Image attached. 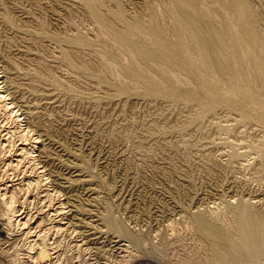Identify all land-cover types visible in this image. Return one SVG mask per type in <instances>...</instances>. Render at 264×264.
Returning <instances> with one entry per match:
<instances>
[{"label":"rangeland","instance_id":"1","mask_svg":"<svg viewBox=\"0 0 264 264\" xmlns=\"http://www.w3.org/2000/svg\"><path fill=\"white\" fill-rule=\"evenodd\" d=\"M47 1H49V2H47ZM68 1L66 2V0L65 1H63V0H46V2H45L44 0H2V1L0 0V7H1L0 8V14H1L0 15L1 16L0 17V22H1L0 23V30H1L0 31V41L2 40L0 42L1 43L0 48L3 47L0 50V56H1L0 59L2 58L1 59L2 61H0V74H1L0 80L2 79V74L4 72V69H2V68H4L3 64L5 62L7 63L6 58H8V59L10 58L11 60L14 59L13 61L16 62V64L14 63V65H16V66H14V67L12 66V69L11 68L10 69L14 70L17 68L19 70V73H21L20 71H22V73H21L22 77H23V74L25 75L22 78L21 75L18 74L17 69L11 72V76L15 72H17V74L19 75V76H17L16 73L14 74L15 75V77H14L15 82L14 83L19 85V88H18L19 91H16L17 96H19V93H22V94L24 93L23 97L19 96L20 99L22 100V102L24 101V103L25 102L28 103L31 101V104H32L33 98H34L33 103L37 104V106L39 107V109H37V110L39 111L40 120L41 121L43 120V122L44 121L47 122L48 121L47 119H49V120H52V123L53 122L55 123V124L54 123L52 124V127L55 126L52 129L51 128L49 129V127H47L46 125L42 126L41 128H44V129L51 131V132L48 131L50 133L49 134L46 130H44L45 133H47L49 136L52 134H56V135H52L50 137H52L54 139L56 138V140H59L60 143L62 142L61 140H63V142L65 141L64 142L65 144L62 143V145L65 148H68V150L70 147H72L70 150H75V151L83 153V156L81 154L82 160L80 162L83 163V161L85 159L87 162L84 161L83 164L89 163V164H86L85 166H86V168H89L90 171L95 172V173H93L94 174L93 175V179H94L93 182H94V184L97 182L96 186L98 185L97 187L100 188L99 195L101 194L103 196L100 195L102 198L99 196L96 199L92 200L95 203L90 200L92 203H94V204H92L89 201V197L83 193V187L78 186V188L75 191L78 194L77 197H79V199L77 198L76 201H77V203H79V205L81 204V201H82V204L83 203H85V204H83V205L81 204L82 206L80 205L79 212L82 214H80V213L79 214L81 216L78 213L76 215V216L80 217L81 219L75 218V219H73V222L70 223L71 212L68 211L66 207H65L66 209L61 210V213H59L60 210L54 211V209L52 207V205L54 204L53 201H55L56 204L61 202V201L65 202V200H66L65 194H63L62 190L60 191V189H59L60 192H58L57 195H55V196L54 195L49 196V194H47L45 192V190H40V188H38V189L33 188V189H30V191H29V188L25 185V189H26V187L28 189L25 190L23 188L24 190L21 189V192L20 191L18 192V196L20 195L19 198L21 197L20 198L21 203H19V206L22 208L21 210L24 211L23 214L27 213V215L29 217L28 219L30 220L29 221L30 223L28 224V226H25L23 228V230L24 231L27 230L31 225V229L37 228L39 231L45 230V231H47V233L49 232L47 234V236H48L47 240L50 244L47 243L48 249H45V250H44V248L42 249L43 243L42 244L40 243L39 246H42V247L36 246L32 250V248H30L28 246H29V243L33 242V241L29 242V240L27 239L26 236L24 239L22 236L23 234L21 235L22 236L21 239H20V237L17 239L16 235H14V236L11 235L12 238H10V241H12V242L7 241L6 244L3 243L4 239H0V242H2L0 244V248L4 247V249L2 248V251L0 250V264H10V263H8L9 262L8 258H7L8 256H6V254H4V253L8 252V253H18L19 254L24 249L25 250L22 253H24L25 255L29 254V256H27V255L26 256L30 257L27 259V257L24 254H22V253L20 254L21 258L23 259V262L25 264H28V263L32 264L33 262L39 263V264L43 263L46 261V260L45 261L43 260L44 256H46V258L49 262V263L45 262V264H50L51 262H52L51 264H63V263L64 264H70V263L71 264H99V263L100 264H104V263H106V264H112V263L113 264H121V263L122 264H127V263L128 264H137L136 262H138V264H139V262H141L140 264H167V263L168 264H220L217 260H215L214 258L212 259V257L210 256L211 254H210V251L206 245V242L201 238V236L197 233V231H195L196 229L193 226L192 219L188 213L190 210L193 211L199 207L204 209V207H205V209H206L205 212L208 211L206 213H210V212H212V210H214L215 213L213 211L212 214L213 213H214V215L216 214V216H218L220 221L223 220L222 222H224V223L230 222L234 218L233 213L230 210L228 211L227 208H225V206H226L225 204H228L230 201L231 202H235V201L237 202V199L239 200V199H246V198H247L246 200H248V201H253L254 203H256V202L258 203V204H256L257 207L255 205L252 206L254 209L259 208V210L264 211V209H262V208H264V121H263L264 120V117H263L264 114H263V112L258 110L256 112V114L258 113L257 116H256V114H254L255 112L254 113L251 112L254 117L258 118V120H257V118L246 117L243 114L244 112L239 111L238 109H234L233 107H231L227 103L223 102V103H219L218 105H216V107H214L213 110H210L204 114H201V112H199L200 104L196 99L189 100L183 96H177V97H173V98L167 97V96H156V95H152V94L143 92L141 89H140L141 91L140 90L137 91L138 89H134V87H132L127 91L129 93L128 95L130 96L131 99H129V97H128L126 100L125 97H126L127 92H126V94L124 93L125 95L123 93H122L123 95L119 94V97H118V95H117L118 93L115 94V92H114L115 90L111 89L112 87L108 88L110 90H109V92H107L106 88L108 86H105L104 83H101L102 86L104 85L102 87L98 82H97L98 84H96L95 80H93L91 78H90V83H88L89 78H87V80H86V79H84L86 77L83 78V75L81 73H78V71L75 69V68L78 69V66L76 67V64L75 65L73 64L74 66H72V64L66 66V64L63 61H61V59H59V57H58V55H59L58 52L60 49L59 43L62 41V43H60V44L65 43L64 44L65 46L68 44V47L71 46V47H69L71 49H74L73 47H76L74 50H72V52L76 51V49L78 47H79V49L81 48L80 50H83V51L82 52L79 51L80 54L78 52V53H76V55H74L75 62L77 60L78 61L76 63H78V62L79 63H87L88 62V65L93 64L92 66L94 69L100 70L99 67H101V65L99 66L100 60L96 54V50H97L98 46H99L98 48L102 47L103 41L98 42L99 39L96 36L97 30H96V26H95L97 23L95 21L91 20L92 18L90 17L89 12H87L88 10L83 9L84 6H81L82 3L79 0H73L74 2L71 0H68ZM119 1L118 0H105V2H107V3H105V5H103V7L105 9V7L107 8L110 6L111 9H114L117 7V4L120 3L121 6L123 5L122 7L125 11H127V12L129 11L128 13L126 12L127 14H130V12H132L131 14L135 15L136 13L138 14V12L140 11L139 13L146 15L149 11V7H147L148 4L149 5H151L153 3L158 4L160 1L161 2L159 5L165 4L164 3L165 0H163V1L162 0H134V1L133 0H131V1L130 0H119ZM145 1H147V2H145ZM153 1H156V2H153ZM250 1H251L252 5L256 6V8L258 7L257 9L260 10V12L262 13V16H263L262 20L264 23V19H263L264 18V0H250ZM76 2H78V3H76ZM70 3H71V5H69ZM114 3H116V4H114ZM61 4H63L64 6ZM60 5H61L62 9H61ZM41 6L43 8H41ZM110 7H109V9H110ZM144 7H146V8H144ZM23 8H24V10H23ZM28 8H29V10L27 11L26 9H28ZM1 9L3 11H1ZM142 9H143V11H142ZM25 10H26V12H25ZM76 11L79 13H77ZM3 12H6V13L8 12V14L12 15L13 18L15 19V23L17 21L18 27H17V25L15 26L16 28L14 26L12 27L11 24H9L7 22V20L4 19V17L6 18V16H4L6 14ZM23 12H25L24 15H23ZM27 12H29V13H27ZM144 12L146 14H144ZM59 13H61V14H59ZM25 14H28V16ZM62 14H63V16H62ZM77 14H78V16H77ZM22 17H25L26 20H24L25 18H22ZM41 18L43 19L41 22L45 24V25L42 24V27L39 26V23L41 24V22L38 21V19L40 20ZM28 22H30L31 25H33V26H31L30 23H28ZM34 24H37V25H34ZM26 27H27V29H26ZM34 27H35V29H34ZM88 27L90 29L91 28L92 29L90 30ZM29 28L31 31L29 30ZM64 28H66L67 30ZM41 29H42V31H41ZM82 29H84V30H82ZM26 30H27V33H24V32H26ZM43 30H44V32H43ZM45 30H47L48 32ZM62 30H63V32H62ZM78 30L80 31V33L83 31L82 33L86 34V36H88V37L91 36L90 38H94L93 39L94 40L93 46H91V44L89 45V47H87L88 44H84V45L83 44L82 45H76L75 44V46H74V43H72V45H70L71 43L69 41H67V40H69L68 39L69 36H71L70 34H72V31H73V33L76 31L78 33L79 32ZM21 32H22V34H21ZM28 32H29V34H28ZM33 32H34V34H33ZM45 32L50 34V37H49V35L47 36V33H46V35H43V34H45ZM57 32L59 35L57 34ZM36 34H37V36H36ZM65 34L67 35L68 38L65 37ZM20 35H21V37H20ZM28 35H29V37H28ZM55 35H57L58 39ZM60 37H61V39L66 38L67 40L63 39V40H60V42H58ZM18 38H20V39H18ZM10 39L13 42L10 41ZM95 39L98 40L97 41L98 43L96 42ZM63 41H66V42H63ZM7 42H8V44H7ZM20 42L22 44H24V46L25 45L26 46L25 47L23 45L20 46V44H21ZM31 45H33V46H31ZM95 45H97V46H95ZM12 46H14V47H12ZM28 46H31V48ZM18 47L21 48L23 52H25L24 49L28 48L29 53L23 54V52H18V50L16 49ZM44 47H45V49H44ZM94 47H95V49H94ZM14 48L16 49V51ZM86 48H88V49H86ZM9 49H11V50H9ZM31 49H34V50L32 51ZM29 50H31V51H29ZM45 50L47 52H45ZM56 51H57V54H56ZM89 51H90V53H89ZM15 52H16V54L19 53L21 55L17 54L15 56L14 55ZM92 52L94 53V56H92L93 55ZM8 53L10 55H8ZM30 53H31V55H30ZM85 53H87V54L85 55ZM28 54H29V56H27ZM37 54L40 56L38 57ZM44 55H47V56L45 57ZM21 56H24V57H21ZM26 56L28 57V59H27L28 61L25 59V58H27ZM31 56L33 57V59ZM52 56H54V57H52ZM56 56H57V59H56ZM13 57H15V58H13ZM34 57H35V59H34ZM77 57H82V58H81V60H79L80 58H77ZM83 57L85 60L83 59ZM40 58H42V59L46 58L45 59L46 61H44ZM53 58H54V60H53ZM89 58H91V60H94V61H91V63H89V61H90ZM94 58L95 59L98 58V59H96V61H95ZM29 59H31V60H29ZM39 59H40V63H39ZM47 59H49V60H47ZM51 59L55 62L51 61ZM87 59H89V60H87ZM97 60L99 61V63L97 62ZM3 61H4V63H1ZM18 61L21 63H19ZM36 61H37V63H36ZM81 61H83V62H81ZM46 62H47V64H46ZM95 62H97L98 64ZM17 63H19V64H17ZM25 63H27L26 65H28V66H26ZM43 64L45 67L43 66ZM21 65H22V67H21ZM94 66L95 67L97 66V68H95ZM61 70L62 71L66 70L67 72L63 73ZM25 71H26V73H25ZM45 71H46V73H45ZM52 71L54 72L53 74L56 73L58 75V73H59L58 77L60 76L61 78H62V75H60V74H63V78L65 75V78H64L65 83L68 81L67 82L68 85H67V83L65 85V83L63 82L64 80L62 78V79H59L62 81V82L61 81L59 82L61 86L59 84L54 83L53 84L54 88H53V86H51L52 84L49 83L50 81L46 80V77H45V76H47V78H48V75H49L48 72L52 73ZM39 73H40V75H44L43 73H45L44 77L42 78V76H40ZM67 73L70 74L69 76L71 77V79H69L70 77L66 76V75H68ZM33 74L35 75V77ZM36 74H38V75H36ZM76 74H77V77H76ZM71 75L74 77H72ZM16 76H17V78H16ZM31 76L34 78V80ZM75 77H76V79H75ZM28 78L29 79L32 78V79L29 80ZM50 78L51 77H49L48 79H50ZM67 78H68V80H67ZM27 80H28V83H26ZM31 80H32V82L30 84L29 81H31ZM69 80L71 81V83L69 82ZM73 80H74V82H73ZM80 80H81V82H80ZM108 80L110 83L111 79H108ZM33 81H35V82H33ZM43 81H44V84H43ZM76 81H78V82H76ZM85 82L87 83L88 86L86 85ZM35 83H36V85H35ZM42 84L45 85L46 87L43 86ZM41 85H42V87H41ZM70 85H71V87H70ZM39 86H40V88H39ZM49 86H50L51 91L54 89V91H52L53 95L55 93L57 94L60 92L62 96L59 93V95L61 96V98H60V96L58 94H57L58 96L55 94L53 96L55 101H53V100L50 101L49 100L50 98L45 97L47 99V102L49 103V105H47L48 103L45 101L46 99H44V100L42 99L44 97L41 96V94L39 95V91H40V89H42L44 87L49 88ZM55 86H56V88L58 87V91L55 88ZM89 86H91V87L89 88ZM59 87H60V89H59ZM87 87L89 88V90H87L88 89ZM95 87H97V88H95ZM99 87H101V88H99ZM104 87H106V88H104ZM102 88H104V89L102 90ZM2 89H5V87L3 86ZM96 89L98 90V93H97ZM35 90H37V91H35ZM131 90H133V91H131ZM104 91H106L110 95L113 94V93H111L113 91L115 96H114V94L112 96H114L115 99H113V97H112V99H113V100L111 99L112 102L110 99L108 100L107 99L108 97H106V96H109V95L106 94ZM102 92H104V93H102ZM135 92L136 93L138 92V93L136 94ZM26 93H28V94H26ZM35 93H38V94H36L37 96H35ZM32 94L36 98L38 97V99L33 97ZM99 95L100 96L102 95L101 98H104V99H101L102 101L100 99H98ZM140 95L142 97H140ZM31 96H32V99H31ZM39 96L41 98H39ZM100 96H99V98H100ZM120 96H122V97H120ZM53 98H51V99H53ZM57 98L60 99L59 100L60 102L58 101ZM119 98H122L123 100L122 99L120 100ZM40 99L43 102H41ZM106 99H107L106 102L107 103L109 102L110 104L108 103V105H107V103H105ZM132 99H134V100H132ZM140 99H142V100H140ZM124 100H126L127 102ZM44 101L46 102V104H44ZM123 101H124V103H123ZM35 102H37V103H35ZM39 103L44 108L42 106H40ZM51 103H53V104H51ZM57 103L60 107L56 105ZM100 103H101V105H99ZM113 103H115V104H113ZM124 104L126 107L124 106ZM47 106L48 107L51 106L50 109ZM54 106H56L58 111L56 110V108L54 110ZM62 106L64 108H62ZM16 108H18V107H16ZM118 108H119V110H118ZM46 110L48 111V113H46L47 112ZM49 110H50V112H49ZM51 110H52V112H51ZM1 111L2 110H0V128L1 127L2 128H5V127L11 128L13 126V124H15V123H13L12 120H10L9 117H6V114H4V112H1ZM100 112H102V113H100ZM168 112H170L171 115ZM43 113L45 115L46 114L47 115L45 116ZM51 113H53V114H51ZM48 115L50 117H48ZM120 116L123 118L120 119ZM258 116H260L261 118L259 119ZM5 117H6V119H4ZM58 118L60 120H58ZM24 119L25 118H22V120H20V122L22 121L21 124H23V126L24 125L26 126L27 125L25 122L26 120L24 121ZM261 119H263V120H261ZM64 120L66 122H63ZM60 121H62V122H60ZM101 122H102V124H101ZM56 125H58V127L62 128V129H59ZM59 125H61V127ZM108 126H109V128H108ZM121 127H123V128H121ZM55 128H58V129L56 130ZM90 128L93 129L92 130L93 132L90 131L91 130ZM182 128H183V130H182ZM72 129H73V131H72ZM106 130H107V132H106ZM149 130H151V131H149ZM33 131L36 132L35 126H34ZM85 131H88V132H85ZM171 131H174V132H171ZM53 132H58L59 135L57 133H53ZM89 132H91L92 134H90ZM17 136L18 135L16 132L15 137H17ZM58 136H60L61 140ZM86 136L88 138H91V139H88ZM95 136H96V138H95ZM127 138H129V139H127ZM140 138H141V140H139ZM145 138H147V139H145ZM93 141H94V143H93ZM80 143H81V145H80ZM140 144L141 145L143 144V145L141 146ZM93 145L95 147H93ZM75 146L77 147V149ZM89 146H90V149H89ZM91 146L93 147V149L94 148L95 149L93 150ZM147 146H149V147H147ZM80 147H81V149L83 147V149L82 150L79 149ZM98 147H100V148H98ZM124 148H125V150H124ZM96 150H98V151L96 152ZM129 151H131V152H129ZM56 152H57V150H55V154H57ZM85 152L87 153V155H89L91 153L90 156L91 155L92 156L91 157L87 156L85 154ZM107 152H109V153L107 154ZM149 153H151V154H149ZM84 154L87 157L83 158L85 156ZM95 155L96 156L99 155V156L94 158ZM107 155H109V156L107 157ZM0 156H1L0 157V185H1V183L3 184V182L11 181V179L14 177L15 178L18 177V179L19 178L22 179V177L25 176V174H22V173H24V171L27 172V174H29V173L32 174L33 171L30 170L32 162H28V161H30L28 158H27L28 159L27 162L23 161L24 162L23 165H22V162L20 163V165L18 164V167L19 166H21V167L17 168L16 167L17 165H14L16 167V169H15V167L13 168V167H9L7 165L8 170H6V163L3 162L4 160L2 158L4 156H2V155H0ZM101 156L106 158V159L108 158L107 159L108 162L106 161V159L101 158ZM141 156H143V157H141ZM63 157L64 156H62L61 158H63ZM126 157H127V159H126ZM152 157H153V159H152ZM147 160H149V161H147ZM66 161H68V160H66ZM66 161L64 160V162H66ZM1 162H3V164ZM142 163H143V165H142ZM165 163H168V164H165ZM1 164H2V166H1ZM104 164H105V166H104ZM25 165H27L29 167H27ZM168 166H169V168H168ZM171 166H172V168H171ZM20 169H22V171ZM26 169H27V171H26ZM89 169H86V170L88 171V173H91L89 171ZM11 170H13V171H11ZM18 170H19V172H18ZM19 175H20V177H19ZM96 175H97V177H96ZM174 175H176V176H174ZM144 176H146V177H144ZM165 176H167V178ZM133 178H134V181H133ZM18 179H16V180H18ZM160 179H162V180H160ZM145 180H146V182H145ZM46 183H48V184H45V186H47L48 188L51 189L53 187V185L50 181L46 180ZM131 183H132V185H130ZM100 184L102 186H99ZM154 184H156V185H154ZM135 185H137L138 187H136ZM230 185H232V186H230ZM45 186L43 185V187H45ZM130 186H131V188H130ZM132 186H134V188H132ZM158 186H159V188H158ZM79 187L82 189L80 190ZM139 187H140L141 191H140ZM78 189L80 190L81 193L78 192L79 191ZM131 189H133V190H131ZM233 190H235V191H233ZM133 191L136 193H134ZM25 193L27 195H25ZM129 193H131V194L129 195ZM233 193H236V194H233ZM79 194L80 195L82 194L81 198H80ZM233 195H235V196H233ZM46 196H47V198H46ZM82 197H83V199H82ZM86 197L88 199L85 200L84 198H86ZM258 197H259V199H258ZM260 197H262V198H260ZM50 198L51 199L53 198V199L50 201ZM99 198H101L102 201ZM123 198H124V200H123ZM97 199L100 200V203ZM175 199H176V201H175ZM83 200H85V201H83ZM255 200H258V201H255ZM259 201H260V203H259ZM24 202H25V204H24ZM47 202L48 203L52 202V203H50V205H49ZM97 203H98V205H96ZM101 203H102V205H101ZM107 203L112 204L111 205L112 206L111 211L113 212V214L114 215L116 214L115 216L118 218L120 216V219L124 220V222H126V224H128V227H134V228H136V231L145 232L144 233L145 234V241L143 240L144 243H141L140 245L135 244L134 242H131V243H134L135 245L141 246V248H143L145 246L144 247L145 249L147 247L146 250L144 248L141 250V248H139L138 246H137V248H138V250H137L136 246H135V248L132 246L134 244H131L129 240L127 241L125 239L127 244L129 242L130 245L128 244L129 246L127 245V247H126L127 249L122 251L123 252V254H122L123 258H122L121 257L122 252H117L113 248L111 249L110 244L107 240L98 241V242H97V240H95V241L94 240H91V241L84 240L83 234L86 235V233L88 234V233L92 232V230H93V232L95 231L94 235L96 234V232H97V234H99V228L100 227L98 228V222H99L98 220H95V221L91 220V219H94L96 217L95 216L94 217L88 216V213H85L87 210L83 209V208L85 207V205L87 208H90V206L92 208L97 207V208H93L94 210L93 209L92 210L99 215L101 214V216H102V213L104 214V212L106 211L105 210L106 208L104 206H106ZM64 204H66V203H64ZM172 204H175V206L178 205L183 211L180 210V208L178 206H176L178 208L177 209ZM180 204H181V206H180ZM125 205H126V208H125ZM190 205H191V207H189ZM197 205H200V206H197ZM207 206L209 207V209H207L208 208ZM210 207H212V208H210ZM82 209H83V211H82ZM98 209L101 211H99ZM84 210H86V211H84ZM95 210H97V211H95ZM186 210L188 211V213L186 212ZM52 211H54V213ZM63 211H64V213H63ZM179 212H180V214H179ZM217 212H219L218 213L219 215L217 214ZM220 213L224 217H222V215H220ZM84 214H85V216L86 215L87 216L85 217ZM82 215L84 217H82ZM117 215H119V216H117ZM55 219L58 222L60 221V225H58L56 227L54 226L52 228L51 227L49 228L48 226L52 225L53 221ZM35 222L37 224L39 223L40 225L37 226ZM68 223H70V224H68ZM92 223L93 224L95 223V225H93ZM89 225H92V227H94V228H92ZM105 225L106 224L103 223L101 226H102V228L107 229V227ZM0 226H3V224L1 223ZM61 226H63L64 228ZM77 226H79V227H77ZM15 227H16V225H15ZM17 228L18 227L15 228V231H16L15 234L21 232V230L18 231L19 229H17ZM46 228H48V229H46ZM134 228H133V230H135ZM139 228H141L142 230L144 229V231H142L141 229L139 230ZM81 230L83 231V233L81 232ZM84 230H86L87 232ZM158 231H160V232H158ZM5 232H6V229L3 231H0V237H3ZM170 232H172V233H170ZM146 234H147V236H146ZM17 236H20V234H17ZM162 236H164L165 238ZM15 237H16V240H15ZM33 237H37V242L40 241V240H38L39 239L38 236L34 235ZM170 237H171V239H170ZM13 238L15 241L13 240ZM175 238H177V239H175ZM92 241H94V242H92ZM27 242H29V243H27ZM79 243H80V245H79ZM51 244H53V245H51ZM49 245H50V248H49ZM95 245H96V247H95ZM14 246L16 248V252L13 251ZM98 246H99V248H98ZM148 246H150L151 249L148 248ZM5 248L8 250H5ZM10 248H12V249H10ZM54 248H55V250H54ZM30 249L32 252L30 251ZM148 249L151 251H149ZM19 250H21V251H19ZM28 250H29V252H28ZM50 250L52 252L54 251L53 254L55 255V257H52L51 259H50V257L47 256L49 254ZM135 250L137 252H135ZM140 251H142L144 254ZM152 251H153V253H151ZM161 251H162V253H160ZM2 252H3V254H2ZM40 252H41V255H38ZM130 252H133V253H130ZM139 252L141 253L140 255H139ZM149 252H150V254H149ZM115 253H116V255H114ZM117 253H119V254H117ZM125 253H128V255L127 254L125 255ZM35 254H37L36 257H34ZM23 256L25 259L23 258ZM124 256H125L126 260L129 258L130 259L126 261V260H124ZM131 257H132V259H131ZM133 257L135 258L134 260H133ZM120 258L123 259V261H121ZM30 259H32L33 262ZM138 259L139 260L141 259V260L139 261ZM25 261H27V263ZM53 261H54V263H53Z\"/></svg>","mask_w":264,"mask_h":264},{"label":"bare ground","instance_id":"2","mask_svg":"<svg viewBox=\"0 0 264 264\" xmlns=\"http://www.w3.org/2000/svg\"><path fill=\"white\" fill-rule=\"evenodd\" d=\"M2 1V0H1ZM46 2V0H44ZM65 1V0H63ZM68 0H66L67 2ZM73 1V0H71ZM82 5L84 6L83 9H87L89 12L90 17L92 18L91 20L95 21L97 24L96 26V36L99 39L96 40V42L103 41L102 47L98 48L96 50V54L99 57L100 64L101 65L100 70H96L93 68V64L87 63H76L74 59V55L78 53L80 50L79 47L76 49V51H73L76 47H73L74 49H71L68 47V44L65 46L60 42L59 39L58 42L60 49H59V59L63 61L66 66L71 65L74 66L76 64V67L78 66V69L75 68L78 73H81L83 75V78L87 80L89 78L88 83H90V78L95 80L96 84L104 83L105 86H108L106 88L107 92H109L110 89H114L115 94H126V92L134 87V89H140L143 92L156 95V96H167V97H177V96H183L186 97L189 100H194L196 99L199 104H200V109L199 112L201 114H204L210 110H213L216 105L219 103H227L234 109H238L239 111L244 112L243 114L246 117L250 118H257L254 117L251 112H256L260 110L264 114V23L262 20V13L260 10L256 8V6H253L250 0H165V4H160V2L157 4L153 3L151 5H147L149 7V11L146 14L144 12L143 15L138 12L131 14H127L128 12L123 9V5L121 6L120 3L117 4V7L114 9H109V7H103L105 5V0H79ZM119 1V0H118ZM131 1V0H130ZM134 1V0H133ZM163 1V0H162ZM44 2V3H45ZM49 2V1H47ZM61 2V1H60ZM69 2V1H68ZM74 2V1H73ZM116 2V1H115ZM120 2V1H119ZM136 2V1H135ZM147 2V1H145ZM152 2V1H151ZM156 2V1H153ZM58 3V2H57ZM78 3V2H76ZM163 3V2H162ZM4 4V3H3ZM43 4V3H42ZM68 4V3H67ZM116 4V3H114ZM113 4V5H114ZM122 4V3H121ZM18 5V4H17ZM63 5V4H61ZM60 5V7H61ZM71 5V3L69 4ZM73 5V4H72ZM77 5V4H76ZM108 5V4H107ZM139 5V4H138ZM144 5V4H143ZM142 5V6H143ZM5 6V5H4ZM36 6V5H35ZM64 6V5H63ZM68 6V5H67ZM18 7V6H17ZM21 7V6H20ZM24 7V6H23ZM54 7V6H53ZM69 7V6H68ZM67 7V8H68ZM1 8V7H0ZM4 8V7H3ZM41 8H43L41 6ZM65 8V7H64ZM63 8V9H64ZM73 8V7H72ZM82 8V7H81ZM146 8V7H144ZM21 9V8H20ZM19 9V10H20ZM55 9V8H54ZM62 9V7H61ZM66 9V8H65ZM70 9V8H69ZM24 10V8H23ZM27 11L29 10L26 9ZM25 10V12H26ZM38 10V9H37ZM49 10V9H48ZM75 10V9H74ZM129 10V9H128ZM134 10V9H133ZM146 10V9H145ZM263 10V9H262ZM261 10V11H262ZM1 11H3L1 9ZM34 11V10H33ZM32 11V12H33ZM58 11V10H57ZM143 11V9H142ZM23 12V15L24 13ZM71 12V11H70ZM77 12V11H76ZM127 12V13H126ZM6 15V18L4 19L7 20L11 26L15 27L18 23L15 19L13 18L12 15L8 14V12H3ZM29 13V12H27ZM52 13V12H51ZM55 13V12H54ZM79 13V12H77ZM82 13V12H81ZM13 14V13H12ZM50 14V13H49ZM61 14V13H59ZM88 14V13H87ZM1 15V14H0ZM15 15V14H14ZM28 16V14H25ZM31 15V14H30ZM34 15V14H33ZM52 15V14H51ZM58 15V14H57ZM56 15V16H57ZM39 16V15H38ZM37 16V17H38ZM59 16V15H58ZM63 16V14H62ZM75 16V15H74ZM78 16V14H77ZM1 17V16H0ZM68 17V16H67ZM70 17V16H69ZM73 17V16H72ZM20 18V17H19ZM25 18V17H22ZM40 18V17H39ZM58 18V17H57ZM62 18V17H61ZM60 18V19H61ZM30 19V18H29ZM69 19V18H68ZM264 19V18H263ZM26 20V18L24 19ZM31 20V19H30ZM43 19L41 18L38 21H42ZM72 20V19H71ZM19 21V20H18ZM56 21V20H55ZM58 21V20H57ZM73 21V20H72ZM33 22V21H32ZM88 22V21H87ZM1 23V22H0ZM23 23V22H22ZM26 23V22H25ZM30 23V22H28ZM36 23V22H35ZM39 23V22H38ZM37 23V24H38ZM57 23V22H56ZM66 23V22H65ZM64 23V24H65ZM69 23V22H68ZM94 23V22H93ZM34 24V25H37ZM42 23H39V26L42 27ZM74 24V23H73ZM76 24V23H75ZM92 24V23H91ZM4 25V24H3ZM20 25V24H19ZM31 25V23H30ZM45 25V24H44ZM43 25V26H44ZM27 26V25H26ZM33 26V25H31ZM59 26V25H58ZM74 26V25H73ZM80 26V25H79ZM84 26V25H83ZM91 26V25H90ZM18 27V25H17ZM30 27V26H29ZM67 27V26H66ZM6 28V27H5ZM16 28V27H15ZM23 28V27H22ZM39 28V27H38ZM89 28V27H88ZM19 29V28H18ZM27 29V27H26ZM35 29V27H34ZM33 29V30H34ZM43 29V28H42ZM41 29V31H42ZM66 29V28H64ZM90 29V28H89ZM88 29V30H89ZM92 29V28H91ZM90 29V30H91ZM9 30V29H8ZM30 30V28H29ZM28 30V31H29ZM50 30V29H49ZM67 30V29H66ZM69 30V29H68ZM84 30V29H82ZM1 31V30H0ZM20 31V30H19ZM31 31V30H30ZM35 31V30H34ZM47 31V30H45ZM53 31V30H52ZM57 31V30H56ZM74 31V30H73ZM70 34L69 38L65 34V37H67L72 45L74 43L76 45H84L88 44L87 47L91 44L93 46L94 43V38H90L86 36L84 33H80V31L77 33L74 32ZM93 31V30H92ZM44 32V30H43ZM42 32V33H43ZM48 32V31H47ZM43 35H46V33ZM63 32V30H62ZM71 32V31H70ZM89 32V31H88ZM27 33V30L26 32ZM40 33V32H39ZM52 33V32H51ZM87 33V32H86ZM95 33V32H94ZM2 34V33H1ZM22 34V32H21ZM29 34V32H28ZM34 34V32H33ZM56 34V33H55ZM58 34V32H57ZM88 34V33H87ZM25 35V34H24ZM23 35V36H24ZM39 35V34H38ZM41 35V34H40ZM50 34L47 33V36ZM59 35V34H58ZM93 35V34H92ZM14 36V35H13ZM12 36V37H13ZM22 36V37H23ZM31 36V35H30ZM37 36V34H36ZM35 36V37H36ZM42 36V35H41ZM57 37V35H55ZM21 37V35H20ZM29 37V35H28ZM34 37V38H35ZM55 37V38H56ZM64 37V36H63ZM71 37V38H70ZM6 38V37H5ZM25 38V37H24ZM23 38V39H24ZM32 38V37H31ZM52 38V37H51ZM54 38V37H53ZM20 39V38H18ZM58 39V37H57ZM56 39V40H57ZM64 39V40H65ZM4 40V39H3ZM7 40V39H6ZM17 40V39H16ZM41 40V39H40ZM54 40V39H53ZM2 41V40H1ZM0 41V42H1ZM10 41H12L10 39ZM21 41V40H20ZM28 41V40H27ZM13 42V41H12ZM25 42V41H24ZM36 42V41H35ZM42 42V41H41ZM56 42V41H55ZM66 42V41H63ZM97 42V43H98ZM21 43V42H20ZM37 43V42H36ZM43 43V42H42ZM1 44V43H0ZM8 44V42H7ZM96 44V43H95ZM101 44V43H100ZM24 46V44H20V46ZM38 45V44H37ZM42 45V44H41ZM64 45V46H63ZM2 46V45H1ZM11 46V45H10ZM15 46V45H14ZM12 46V47H14ZM19 46V45H18ZM26 46V45H25ZM24 46V47H25ZM33 46V45H31ZM31 46H28L31 48ZM47 46V45H46ZM86 46V45H85ZM84 46V47H85ZM97 46V45H95ZM16 47V46H15ZM23 47V48H24ZM55 47V46H54ZM53 47V48H54ZM58 47V46H57ZM83 47V46H82ZM3 48V47H1ZM0 48V50H1ZM29 48V49H30ZM39 48V47H38ZM56 48V47H55ZM93 48V47H92ZM6 49V48H5ZM4 49V50H5ZM15 49V48H14ZM13 49V50H14ZM18 52H23L21 48H16ZM15 49V51H16ZM45 49V47H44ZM58 49V48H57ZM88 49V48H86ZM95 49V47H94ZM3 50V51H4ZM11 50V49H9ZM12 50V51H13ZM24 53H29L28 48L24 49ZM32 51L34 49H31ZM29 50V51H31ZM39 50V49H38ZM91 50V49H90ZM93 50V49H92ZM6 51V50H5ZM40 51V50H39ZM7 52V51H6ZM11 52V51H10ZM38 52V51H37ZM36 52V53H37ZM43 52V51H42ZM45 52H47L45 50ZM54 52V51H53ZM87 52V51H86ZM14 53V52H13ZM90 53V51H89ZM19 54V53H17ZM15 52V56L17 55ZM35 54V53H34ZM42 54V53H41ZM49 54V53H48ZM57 54V51H56ZM80 54V52H79ZM87 53H85L86 55ZM93 54V55H92ZM92 56H94V53L92 52ZM2 55V54H1ZM8 55H10L8 53ZM21 55V54H19ZM31 55V53H30ZM36 55V54H35ZM34 55V56H35ZM38 55V54H37ZM78 55V54H77ZM29 56V54L27 55ZM26 56V57H27ZM33 56V55H32ZM31 56V57H32ZM40 55H38L39 57ZM45 57L47 55H44ZM80 56V55H79ZM82 56V55H81ZM1 57V56H0ZM3 57V56H2ZM7 57V56H6ZM5 57V58H6ZM20 57V56H19ZM24 57V56H21ZM37 57V58H38ZM54 57V56H52ZM76 57V56H75ZM90 57V56H89ZM15 58V57H13ZM30 58V57H29ZM51 58V57H50ZM80 58L81 60L82 57H77ZM86 58V57H85ZM2 59V58H1ZM0 59V61H2ZM4 59V58H3ZM26 60L28 59L25 58ZM33 59V57H32ZM35 59V57H34ZM42 59V58H40ZM39 59V63H40ZM46 59V58H45ZM45 59H42L46 61ZM57 59V56H56ZM84 59V57H83ZM91 63V58H89ZM87 59V60H89ZM95 59V58H94ZM98 59V58H96ZM95 59V61H96ZM7 63L4 61L1 63H4V72L2 74V79L0 80V110L1 112H4L6 114V117H9L10 120H12L13 126L10 127H5V128H0V155L4 156L3 162L6 163V170H8L9 167H15L14 165L26 161L29 159L32 162L31 164V173L27 174L25 172L22 174H25L22 179L17 178H12L11 181L8 182H3L0 185V224L2 223L3 226H0V231H3L6 229V232L3 237H0V239H4L3 243L6 244L7 241H10L11 235L14 236L16 235L17 239L23 236L25 239V236L27 239L33 242H27L29 243L30 248H33L39 246V244L43 243V247L45 249H48L47 245L50 244L47 240L48 236L47 231L41 230L39 231L37 228L36 229H31V225L27 230H23L25 226H28L30 223L29 217L27 213H24L22 211L21 207L19 206V203H21V197L19 198L18 192H21V189H25V185L30 189L33 188H40V190H45L49 196L51 195H57L58 192L61 190L63 191V194H65V202H59L55 203L52 205L54 211H59L61 213V210L66 209L71 212V219L70 223L73 222V219L75 218H80L77 215L79 214L80 210V205L77 203V198L79 199L78 194L76 193V189L78 186L83 187V193L86 194L89 197V201L96 199L99 197L100 193V188L96 186V183L94 184L93 182V171H90L89 168H86V164H83L84 161L87 162L85 159L82 162V152H78L75 150H70L72 147L65 148L63 144V140L61 143L59 140H56V138H52L50 136L56 135H48L47 133L44 132L46 130L47 132L49 130L41 128L42 126L46 125L49 127V129L55 127H52V120L47 119L48 123L46 121L43 122L39 118V107L37 104H34V98L33 102L31 104L30 102H22L19 96L24 95V93H19V96H17L16 91H19V85L14 83V77L15 73L21 75L19 73V70L17 69V72L13 73L11 76V72L16 70H11L12 66L14 63L13 60L10 58H6ZM18 60V59H17ZM23 60V59H22ZM21 60V61H22ZM31 60V59H29ZM49 60V59H47ZM54 60V58H53ZM51 59V61H53ZM85 60V59H84ZM25 61V60H24ZM23 61V62H24ZM28 61V60H27ZM19 62V61H18ZM42 62V61H41ZM50 62V61H49ZM55 62V61H53ZM57 62V61H56ZM83 62V61H81ZM99 63V61L97 60ZM95 62V63H97ZM21 63V62H19ZM17 63V64H19ZM37 63V61H36ZM58 63V62H57ZM93 63V62H92ZM97 63V64H98ZM27 63H25L26 65ZM33 64V63H32ZM42 64V63H41ZM47 64V62H46ZM55 64V63H54ZM74 64V65H73ZM40 65V64H39ZM38 65V66H39ZM53 65V64H52ZM64 65V64H63ZM28 66V65H26ZM34 66V65H33ZM36 66V65H35ZM41 66V65H40ZM44 66V64H43ZM58 66V65H57ZM22 67V65H21ZM25 67V66H24ZM45 67V66H44ZM56 67V66H55ZM60 67V66H59ZM95 67V66H94ZM11 68V69H10ZM31 68V67H30ZM97 68V66L95 67ZM20 69V68H19ZM42 69V68H41ZM51 69V68H50ZM73 69V68H72ZM21 70V69H20ZM24 70V69H23ZM30 70V69H29ZM35 70V69H34ZM40 70V69H39ZM43 70V69H42ZM47 70V69H46ZM33 71V70H32ZM62 71V70H61ZM74 71V70H73ZM24 72V71H23ZM40 72V71H39ZM57 72V71H56ZM67 72L65 71H62ZM61 72V73H62ZM26 73V71H25ZM35 73V72H34ZM37 73V72H36ZM46 73V71H45ZM45 73H43L45 75ZM48 78L51 77L50 79L46 77V80H49L48 82L51 83L50 85L53 86L54 83L60 85L59 79L62 78L58 77V75L52 71V73L48 72ZM47 73V74H48ZM77 73V74H78ZM17 74V76H19ZM31 74V73H30ZM29 74V75H30ZM46 74V75H47ZM66 74V73H65ZM67 77H70L69 73H67ZM72 74V73H71ZM74 74V73H73ZM76 74V77H77ZM1 75V74H0ZM27 75V74H26ZM34 75V74H33ZM38 75V74H36ZM40 75V73H39ZM42 76V78L44 77ZM16 76V78H17ZM25 75L23 74V77ZM72 76V75H71ZM1 77V76H0ZM22 77V75H21ZM22 77V78H23ZM27 77V76H26ZM32 77V76H31ZM35 77V75H34ZM74 77V76H72ZM75 77V79H76ZM79 77V76H78ZM82 77V76H81ZM33 78V77H32ZM30 78V79H32ZM37 78V77H36ZM65 78V75H64ZM63 78V82L65 83V79ZM25 79V78H24ZM29 79V78H28ZM29 79V80H30ZM38 79V78H37ZM71 79V77L69 78ZM81 79V78H80ZM111 79L110 83L109 80ZM34 80V78H33ZM41 80V79H40ZM43 80V79H42ZM45 80V81H46ZM68 80V78H67ZM78 80V79H77ZM85 80V81H86ZM83 81V80H82ZM23 82V81H22ZM25 82V81H24ZM30 84L32 82L29 81ZM35 82V81H33ZM39 82V81H38ZM41 82V81H40ZM62 82V81H61ZM68 82V81H67ZM66 82V83H67ZM71 83V81L69 80ZM74 82V80H73ZM78 82V81H76ZM75 82V83H76ZM81 82V80H80ZM93 82V81H92ZM98 82V83H97ZM28 83V80L27 82ZM65 83V85H66ZM69 83V84H70ZM86 83V82H85ZM94 83V82H93ZM109 83V84H108ZM23 84V83H22ZM44 84V81H43ZM42 84V85H43ZM48 84V83H47ZM63 84V83H62ZM26 85V84H25ZM24 85V86H25ZM33 85V84H32ZM36 85V83H35ZM41 85V87H42ZM49 85V84H48ZM68 85V83H67ZM74 85V84H73ZM85 85V84H84ZM83 85V86H84ZM87 85V83H86ZM5 87V89H2V87ZM29 86V85H28ZM45 86V85H43ZM61 86V85H60ZM88 86V85H87ZM99 86V85H98ZM97 86V87H98ZM102 86V85H101ZM104 86V85H103ZM102 86V87H103ZM27 87V86H26ZM38 87V86H37ZM46 87V86H45ZM42 88L39 91V95L43 96V100L46 98H50V101H55L53 96L54 89L51 91L50 86L49 88ZM48 87V86H47ZM68 87V86H67ZM71 87V85H70ZM69 87V88H70ZM91 86H89L90 88ZM95 87V88H97ZM40 88V86H39ZM54 88V86H53ZM56 88V86H55ZM78 88V87H77ZM88 88V87H87ZM89 88L87 90H89ZM101 88V87H99ZM102 88V90L104 89ZM52 89V88H51ZM58 91V87L56 88ZM60 89V87H59ZM68 89V88H67ZM71 89V88H70ZM81 89V88H80ZM83 89V88H82ZM92 89V88H91ZM24 90V89H23ZM27 90V89H26ZM33 90V89H32ZM39 90V89H38ZM74 90V89H73ZM97 90V89H96ZM140 90V91H141ZM25 91V90H24ZM37 91V90H35ZM34 91V92H35ZM56 91V92H57ZM63 91V90H62ZM70 91V90H69ZM79 91V90H78ZM77 91V92H78ZM83 91V90H82ZM85 91V90H84ZM91 91V90H90ZM94 91V90H93ZM106 91H104L106 94H108ZM133 91V90H131ZM72 92V91H71ZM102 92V93H104ZM111 92V91H110ZM112 91L111 93L114 94ZM31 93V92H30ZM60 93V92H59ZM59 93H57L59 95ZM63 93V92H62ZM65 93V92H64ZM86 93V92H85ZM98 93V90H97ZM101 93V92H100ZM99 93V94H100ZM131 93V92H130ZM136 93V92H135ZM134 93V94H135ZM138 93V92H137ZM136 93V94H137ZM21 94V95H20ZM28 94V93H26ZM34 94V93H33ZM32 94V96H33ZM35 93V96H37ZM56 94V95H57ZM67 94V93H66ZM72 94V93H71ZM90 94V93H89ZM113 94H108L109 96L107 99L111 100L112 97L113 99L114 96ZM122 94V95H123ZM124 94V95H125ZM129 93L127 92L126 94V100L130 96L128 95ZM145 94V93H144ZM31 95V94H30ZM57 95V96H58ZM61 95V93H60ZM59 95V96H60ZM73 95V94H72ZM95 95V94H94ZM31 96V99H32ZM33 96V97H35ZM62 96V95H61ZM60 96V98H61ZM68 96V95H67ZM81 96V95H80ZM83 96V95H82ZM100 96V95H99ZM98 99H104V98H99ZM149 96V95H148ZM46 97V98H45ZM78 97V96H77ZM117 97V96H116ZM122 97V96H120ZM140 97H142L140 95ZM144 97V96H143ZM27 98V97H26ZM25 98V99H26ZM36 98V97H35ZM39 98H41L39 96ZM53 98V99H51ZM97 98V97H96ZM149 98V97H148ZM155 98V97H154ZM157 98V97H156ZM185 98V99H186ZM28 99V98H27ZM26 99V100H27ZM38 99V97L36 98ZM58 99V98H57ZM107 99L105 100V103H107ZM112 99V100H113ZM118 99V98H117ZM116 99V100H117ZM120 100L122 98H119ZM128 99V100H129ZM186 99V100H187ZM24 100V99H23ZM25 100V101H26ZM41 100V99H40ZM39 100V101H40ZM60 99H58L59 101ZM63 100V99H62ZM81 100V99H80ZM86 100V99H85ZM111 100V102H112ZM123 100V99H122ZM124 100V101H126ZM134 100V99H132ZM131 100V101H132ZM136 100V99H135ZM142 100V99H140ZM160 100V99H159ZM158 100V101H159ZM29 101V100H28ZM47 102V99L45 100ZM44 101V104L46 102ZM64 101V100H63ZM98 101V100H97ZM102 101V100H101ZM104 101V100H103ZM123 101V103H124ZM147 101V100H146ZM153 101V100H152ZM155 101V100H154ZM169 101V100H168ZM173 101V100H172ZM38 102V101H37ZM35 102V103H37ZM41 102H43L41 100ZM60 102V101H59ZM58 102V103H59ZM90 102V101H89ZM94 102V101H93ZM100 102V101H99ZM114 102V101H113ZM121 102V101H120ZM127 102V101H126ZM137 102V101H136ZM30 103V104H29ZM48 103V102H47ZM58 103L56 104L57 106ZM62 103V102H61ZM109 103V102H108ZM107 103V105H108ZM163 103V102H162ZM172 103V102H171ZM40 104V103H39ZM43 104V105H44ZM53 104V103H51ZM50 104V105H51ZM110 104V103H109ZM115 104V103H113ZM158 104V103H157ZM49 105V103L47 104ZM61 105V104H60ZM89 105V104H88ZM92 105V104H91ZM101 105V103L99 104ZM112 105V104H111ZM118 105V104H117ZM154 105V104H153ZM161 105V104H160ZM159 105V106H160ZM163 105V104H162ZM40 106H42L40 104ZM120 106V105H119ZM118 106V107H119ZM122 106V105H121ZM125 106V104H124ZM18 107V108H16ZM43 107V106H42ZM41 107V108H42ZM48 107V106H47ZM51 107V106H50ZM50 107H48L50 109ZM60 107V106H59ZM89 107V106H88ZM110 107V106H109ZM116 107V106H115ZM126 107V106H125ZM44 108V107H43ZM46 108V107H45ZM47 108V109H48ZM53 108V107H52ZM56 106H54L55 110ZM62 108H64L62 106ZM101 108V107H100ZM104 108V107H103ZM112 108V107H111ZM117 108V107H116ZM59 109V108H58ZM92 109V108H91ZM20 110V111H19ZM57 110V108H56ZM103 110V109H102ZM110 110V109H109ZM119 110V108H118ZM19 111V112H18ZM42 111V110H41ZM40 111V112H41ZM47 111V110H46ZM45 111V112H46ZM58 111V110H57ZM50 112V110H49ZM52 112V110H51ZM54 112V111H53ZM112 112V111H111ZM110 112V113H111ZM120 112V111H119ZM48 113V111L46 112ZM70 113V112H69ZM91 113V112H90ZM102 113V112H100ZM107 113V112H106ZM170 114V112H168ZM41 114V113H40ZM44 114V113H43ZM53 114V113H51ZM50 114V115H51ZM55 114V113H54ZM120 114V113H119ZM160 114V113H159ZM166 114V113H165ZM261 114V113H260ZM21 115V116H20ZM45 115V114H44ZM47 115V114H46ZM45 115V116H46ZM61 115V114H60ZM64 115V114H63ZM66 115V114H65ZM69 115V114H68ZM115 115V114H114ZM122 115V114H121ZM171 115V114H170ZM258 113L256 114V116ZM262 115V114H261ZM101 116V115H100ZM108 116V115H107ZM124 116V115H123ZM167 116V115H166ZM242 116V115H241ZM2 117V116H1ZM6 117L4 119H6ZM41 117V116H40ZM43 117V116H42ZM48 117H50L48 115ZM60 117V116H59ZM63 117V116H62ZM109 117V116H108ZM259 119L261 118L258 116ZM264 117V116H263ZM22 118H25L24 121L26 122V126L21 124L20 120ZM44 118V117H43ZM47 118V117H46ZM66 118V117H65ZM75 118V117H74ZM104 118V117H103ZM111 118V117H110ZM117 118V117H116ZM123 117L120 116V119ZM157 118V117H156ZM160 118V117H159ZM243 118V117H242ZM249 118V119H250ZM3 119V118H2ZM52 119V118H51ZM56 119V118H55ZM64 119V118H63ZM62 119V120H63ZM81 119V118H80ZM45 120V119H44ZM58 120H60L58 118ZM91 120V119H90ZM100 120V119H99ZM103 120V119H102ZM111 120V119H110ZM127 120V119H126ZM258 120V118H257ZM263 120V119H261ZM82 121V120H81ZM120 121V120H119ZM264 121V120H263ZM4 122V121H3ZM11 122V123H12ZM57 122V121H56ZM59 122V121H58ZM62 122V121H60ZM63 122H66L65 120ZM95 122V121H94ZM106 122V121H105ZM118 122V121H117ZM129 122V121H128ZM70 123V122H69ZM89 123V122H88ZM99 123V122H98ZM55 124V123H54ZM57 124V123H56ZM61 124V123H60ZM63 124V123H62ZM65 124V123H64ZM76 124V123H75ZM79 124V123H78ZM83 124V123H82ZM102 124V122H101ZM100 124V125H101ZM104 124V123H103ZM129 124V123H128ZM133 124V123H132ZM3 125V124H2ZM68 125V124H67ZM72 125V124H71ZM74 125V124H73ZM86 125V124H85ZM170 125V124H169ZM173 125V124H172ZM175 125V124H174ZM177 125V124H176ZM33 128H32V127ZM35 126L36 132L33 131ZM58 127V125H56ZM61 127V125H59ZM117 126V125H116ZM179 126V125H178ZM183 126V125H182ZM38 127V128H37ZM72 127V126H71ZM87 127V126H86ZM102 127V126H101ZM113 127V126H112ZM115 127V126H114ZM131 127V126H130ZM181 127V126H180ZM184 127V126H183ZM59 128V127H58ZM58 128H55L56 130ZM70 128V127H69ZM89 128V127H88ZM109 128V126H108ZM111 128V127H110ZM123 128V127H121ZM129 128V127H128ZM62 129V128H59ZM64 129V128H63ZM91 129V128H90ZM106 129V128H105ZM152 129V128H151ZM179 129V128H178ZM81 130V129H80ZM83 130V129H82ZM91 129L90 131H92ZM110 130V129H109ZM118 130V129H117ZM127 130V129H126ZM183 130V128H182ZM55 131V130H54ZM65 131V130H64ZM73 131V129H72ZM96 131V130H95ZM124 131V130H123ZM146 131V130H145ZM144 131V132H145ZM148 131V130H147ZM151 131V130H149ZM181 131V130H180ZM17 132V137H15ZM35 132V133H34ZM51 132V131H49ZM48 132V133H49ZM61 132V131H60ZM59 132V133H60ZM88 132V131H85ZM93 132V131H92ZM107 132V130H106ZM119 132V131H118ZM129 132V131H128ZM131 132V131H130ZM133 132V131H132ZM174 132V131H171ZM57 133L58 132H53ZM64 133V132H63ZM81 133V132H80ZM92 134L91 132H89ZM50 134V133H49ZM62 134V133H61ZM60 134V135H61ZM84 134V133H83ZM88 134V133H87ZM116 134V133H115ZM59 135V134H58ZM98 135V134H97ZM102 135V134H101ZM123 135V134H122ZM153 135V134H152ZM89 136V135H88ZM93 136V135H92ZM116 136V135H115ZM126 136V135H125ZM132 136V135H131ZM143 136V135H142ZM56 137V136H55ZM57 137V138H58ZM87 137V136H86ZM109 137V136H108ZM114 137V136H113ZM121 137V136H120ZM133 137V136H132ZM137 137V136H136ZM140 137V136H139ZM64 138V137H63ZM62 138V139H63ZM78 138V137H77ZM85 138V137H84ZM88 138V137H87ZM96 138V136H95ZM86 139V138H85ZM91 139V138H88ZM87 139V140H88ZM93 139V138H92ZM129 139V138H127ZM147 139V138H145ZM155 139V138H154ZM80 140V139H79ZM96 140V139H95ZM141 140V138L139 139ZM151 140V139H150ZM82 141V140H81ZM80 141V142H81ZM92 141V140H91ZM101 141V140H100ZM109 141V140H108ZM149 141V140H148ZM153 141V140H152ZM107 142V141H106ZM134 142V141H133ZM146 142V141H145ZM78 143V142H77ZM94 143V141H93ZM97 143V142H96ZM95 143V144H96ZM111 143V142H110ZM149 143V142H148ZM67 144V143H66ZM86 144V143H85ZM113 144V143H112ZM111 144V145H112ZM153 144V143H152ZM155 144V143H154ZM260 144V143H259ZM81 145V143H80ZM79 145V146H80ZM89 145V144H88ZM91 145V144H90ZM141 145V144H140ZM143 145V144H142ZM141 145V146H142ZM156 145V144H155ZM73 146V145H72ZM121 146V145H120ZM126 146V145H125ZM154 146V145H153ZM158 146V145H157ZM254 146V145H253ZM260 146V145H259ZM262 146V145H261ZM69 147V146H68ZM76 147V146H75ZM92 147V146H91ZM93 147H95L93 145ZM92 147V149H93ZM149 147V146H147ZM152 147V146H151ZM263 147V146H262ZM74 148V147H73ZM87 148V147H86ZM100 148V147H98ZM128 148V147H127ZM131 148V147H130ZM140 148V147H139ZM77 149V147H76ZM81 149V147L79 148ZM83 149V147H82ZM81 149V150H82ZM88 149V148H87ZM90 149V146H89ZM91 149V150H92ZM95 149V148H94ZM93 149V150H94ZM145 149V148H144ZM152 149V148H151ZM259 149V148H258ZM55 150H57V154H55ZM85 150V149H84ZM125 150V148H124ZM131 150V149H130ZM98 150H96L97 152ZM140 151V150H139ZM138 151V152H139ZM143 151V150H142ZM59 152V153H58ZM88 152V151H87ZM90 152V151H89ZM94 152V151H93ZM119 152V151H118ZM131 152V151H129ZM136 152V151H135ZM149 152V151H148ZM105 153V152H104ZM109 152H107L108 154ZM112 153V152H111ZM82 154V156H81ZM87 155V153L85 152ZM84 154V155H85ZM91 154V153H90ZM89 155V157H91ZM93 154V153H92ZM119 154V153H118ZM132 154V153H131ZM134 154V153H133ZM151 154V153H149ZM84 156L83 158L87 157ZM94 155V154H93ZM103 155V154H102ZM64 156L63 158H61ZM99 155H95V157H98ZM104 156V155H103ZM109 155H107L108 157ZM116 156V155H115ZM149 156V155H148ZM1 157V156H0ZM105 157V156H104ZM101 156V158H104ZM113 157V156H112ZM143 157V156H141ZM154 157V156H153ZM152 157V159H153ZM28 158V159H27ZM130 158V157H129ZM151 158V157H150ZM87 159V158H86ZM106 159V158H104ZM108 159V158H107ZM106 161L108 162V160ZM127 159V157H126ZM139 159V158H138ZM64 160H68L64 162ZM95 160V159H94ZM140 160V159H139ZM144 160V159H143ZM112 161V160H111ZM123 161V160H122ZM134 161V160H133ZM149 161V160H147ZM3 162H1L3 164ZM25 162V163H26ZM103 162V161H102ZM105 162V161H104ZM124 162V161H123ZM127 162V161H126ZM142 162V161H141ZM188 162V161H187ZM98 163V162H97ZM106 163V162H105ZM147 163V162H146ZM173 163V162H172ZM189 163V162H188ZM187 163V164H188ZM1 164V166H2ZM92 164V163H91ZM107 164V163H106ZM109 164V163H108ZM125 164V163H124ZM168 164V163H165ZM8 165V166H7ZM127 165V164H126ZM138 165V164H137ZM143 165V163H142ZM141 165V166H142ZM27 166V165H25ZM96 166V165H95ZM105 166V164H104ZM158 166V165H157ZM164 166V165H163ZM15 167V169H16ZM29 167V166H27ZM89 167V166H88ZM161 167V166H160ZM166 167V166H165ZM137 168V167H136ZM169 168V166H168ZM172 168V166H171ZM12 169V168H11ZM24 169V168H23ZM86 169H89L91 173H88ZM140 169V168H139ZM142 169V168H141ZM162 169V168H161ZM174 169V168H173ZM22 171V169H20ZM29 170V169H28ZM135 170V169H134ZM137 170V169H136ZM160 170V169H159ZM168 170V169H167ZM13 171V170H11ZM27 171V169H26ZM141 171V170H140ZM152 171V170H151ZM157 171V170H156ZM161 171V170H160ZM173 171V170H172ZM16 172V171H15ZM19 172V170H18ZM124 172V171H123ZM122 172V173H123ZM128 173V172H127ZM136 173V172H135ZM143 173V172H142ZM162 173V172H161ZM13 174V173H12ZM19 174V173H18ZM147 174V173H146ZM172 174V173H171ZM14 175V174H13ZM126 175V174H125ZM151 175V174H150ZM149 175V176H150ZM168 175V174H167ZM178 175V174H177ZM6 176V175H5ZM15 176V175H14ZM176 176V175H174ZM20 177V175H19ZM97 177V175H96ZM100 177V176H99ZM102 177V176H101ZM104 177V176H103ZM134 177V176H133ZM146 177V176H144ZM157 177V176H156ZM159 177V176H158ZM167 178V176H165ZM169 177V176H168ZM26 178V179H25ZM132 178V177H131ZM130 178V179H131ZM18 179V180H16ZM96 179V178H95ZM144 179V178H143ZM178 179V178H177ZM7 180V179H6ZM47 181H50L53 185V187L50 189L45 184ZM104 180V179H103ZM153 180V179H152ZM162 180V179H160ZM134 181V178H133ZM137 181V180H136ZM189 181V180H188ZM146 182V180H145ZM122 183V182H121ZM133 183V182H132ZM132 183L130 185H132ZM99 184V183H98ZM134 184V183H133ZM152 184V183H151ZM43 185L45 187H43ZM138 185V184H137ZM135 185L136 187H138ZM153 185V184H152ZM156 185V184H154ZM159 185V184H158ZM161 185V184H160ZM99 186H102L101 184ZM144 186V185H143ZM232 186V185H230ZM26 187L25 190L28 188ZM42 187V188H41ZM121 187V186H120ZM129 187V186H128ZM243 187V186H242ZM80 188V187H79ZM110 188V187H109ZM131 188V186H130ZM129 188V189H130ZM134 188V186H132ZM144 188V187H143ZM157 188V187H156ZM159 188V186H158ZM161 188V187H160ZM163 188V187H162ZM23 189V190H24ZM34 189V190H35ZM60 189V191H59ZM82 188H80L81 190ZM104 189V188H103ZM121 189V188H120ZM140 189V187H139ZM155 189V188H154ZM79 190V189H78ZM80 190L78 192H80ZM102 190V189H101ZM108 190V189H107ZM133 190V189H131ZM130 190V191H131ZM136 190V189H135ZM237 190V189H236ZM28 191V192H29ZM124 191V190H123ZM137 191V190H136ZM141 191V189H140ZM235 191V190H233ZM27 192V191H26ZM38 192V191H37ZM122 192V191H121ZM134 192V191H133ZM154 192V191H153ZM43 193V192H42ZM45 193V194H46ZM81 193V192H80ZM82 193V194H83ZM106 193V192H105ZM119 193V192H118ZM136 193V192H134ZM237 193V192H236ZM233 193V194H236ZM21 194V193H20ZM36 194V193H35ZM81 194V195H82ZM107 194V193H106ZM120 194V193H119ZM131 193H129L130 195ZM154 194V193H153ZM24 195V194H23ZM25 195H27L25 193ZM60 195V194H59ZM80 195V194H79ZM80 195V198H81ZM105 195V194H104ZM126 195V194H125ZM124 195V196H125ZM136 195V194H135ZM36 196V195H35ZM48 196V195H47ZM46 196V198H47ZM48 196V197H49ZM103 196V195H101ZM100 196V197H101ZM121 196V195H120ZM235 196V195H233ZM257 196V195H256ZM57 197V196H56ZM119 197V196H118ZM131 197V196H130ZM129 197V198H130ZM195 197V196H194ZM230 197V196H229ZM64 198V197H63ZM102 198V197H101ZM101 198H99L101 200ZM128 198V199H129ZM138 198V197H137ZM223 198V197H222ZM239 198V197H238ZM262 198V197H260ZM45 199V198H44ZM53 199V198H52ZM50 198V201L52 200ZM83 199V197H82ZM85 200L88 199L87 197L84 198ZM132 199V198H131ZM247 199V198H246ZM246 199H237V202H230L228 204H225V208L230 210L233 213V219L230 222H222L223 218L221 219L222 221L219 220L218 216L212 212L206 213L205 212V207L204 209L202 208H197L196 210L193 211H188L186 212L190 215L192 219L193 226L195 227V231L201 236V238L206 242V245L210 251V256L212 259L214 258L217 260L220 264H264V211L259 210V208L254 209L252 206H256L258 204L257 202L254 203L253 201H248ZM256 199V198H255ZM259 199V197H258ZM39 200V199H38ZM81 200V199H80ZM79 200V201H80ZM83 200V201H85ZM98 200V199H97ZM100 200L99 203H100ZM124 200V198H123ZM137 200V199H136ZM223 200V199H222ZM262 200V199H261ZM49 201V200H48ZM88 201V202H89ZM90 201V202H91ZM102 201V200H101ZM130 201V200H129ZM174 201V200H173ZM176 201V199H175ZM219 201V200H218ZM258 201V200H255ZM23 202V201H22ZM30 202V201H29ZM43 202V201H42ZM94 202V201H92ZM91 202V203H92ZM97 202V201H96ZM217 202V201H216ZM221 202V201H220ZM225 202V201H224ZM48 203V202H47ZM52 203V202H50ZM50 203H48L50 205ZM66 203V204H64ZM95 203V202H94ZM92 203V204H94ZM122 203V202H121ZM166 203V202H165ZM215 203V202H214ZM260 203V201H259ZM25 204V202H24ZM56 204V205H55ZM85 204V203H83ZM82 204V205H83ZM176 204V203H175ZM175 204H172L175 206ZM178 204V203H177ZM21 205V204H20ZM81 205V206H82ZM91 205V204H90ZM98 205V203L96 204ZM95 205V206H96ZM102 205V203H101ZM112 204L107 203L106 206H104L106 211L104 214H97L93 210V208L97 207H91L87 208L86 205L83 209H86L85 213H88V216H95L96 218L91 219V220H98V228H99V234L94 235V232L86 233L84 235V240L91 241V240H97L98 241H105L107 240L110 244L111 249L113 248L117 252H122L126 250L127 248V242L126 240L131 242H134L135 244H141L144 243L143 240L145 241V232L141 231H136V228L134 227H128V224L124 222V220L116 217L113 212L111 211L112 209ZM129 205V204H128ZM217 205V204H216ZM43 206V205H42ZM47 206V205H46ZM178 206V205H176ZM175 206V207H176ZM181 206V204H180ZM200 206V205H197ZM48 207V206H47ZM66 207V208H65ZM99 207V206H98ZM164 207V206H163ZM170 207V206H169ZM179 207V206H178ZM191 207V205L189 206ZM196 207V206H195ZM208 207V206H207ZM222 207V206H221ZM257 207V206H256ZM36 208V207H35ZM44 208V207H43ZM82 208V207H81ZM101 208V207H100ZM126 208V205H125ZM173 208V207H172ZM177 208V207H176ZM180 208V207H179ZM183 208V207H182ZM186 208V207H185ZM212 208V207H210ZM219 208V207H218ZM262 208V207H261ZM34 209V208H33ZM38 209V208H37ZM50 209V208H49ZM82 209V211H83ZM93 209V210H92ZM124 209V208H123ZM169 209V208H168ZM175 209V208H174ZM178 209V208H177ZM188 209V208H187ZM209 209V207L207 208ZM224 209V208H223ZM264 209V208H262ZM52 210V209H51ZM99 210V209H98ZM126 210V209H125ZM173 210V209H172ZM180 210H182L180 208ZM179 210V211H180ZM221 210V209H220ZM54 211H52L54 213ZM81 211V212H82ZM97 211V210H95ZM101 211V210H99ZM183 211V210H182ZM181 211V212H182ZM211 211V210H210ZM57 213V212H56ZM64 213V211H63ZM100 213V212H99ZM219 212H217L218 214ZM226 213V212H225ZM82 214V213H80ZM79 214V215H80ZM180 214V212H179ZM68 215V214H67ZM219 215V214H218ZM220 215H222L220 213ZM35 216V215H34ZM47 216V215H46ZM81 216V215H80ZM85 216V214H84ZM82 215V217H84ZM87 216V215H86ZM85 216V217H86ZM51 217V216H50ZM122 217V216H121ZM222 217H224L222 215ZM48 218V217H47ZM63 218V217H62ZM124 218V217H123ZM184 218V217H183ZM221 218V217H220ZM81 219V218H80ZM135 219V218H134ZM133 219V220H134ZM174 219V218H173ZM190 219V220H191ZM56 220V219H55ZM53 221V224L48 226L49 228L51 227H56L60 225V221L57 222ZM179 220V219H178ZM172 221V220H171ZM170 221V222H171ZM42 222V221H41ZM133 222V221H132ZM141 222V221H140ZM36 223V222H35ZM63 223V222H62ZM68 223V224H70ZM106 224L105 226L107 229L102 228V224ZM172 223V222H171ZM34 224V223H33ZM44 224V223H43ZM93 224V223H92ZM97 224V223H96ZM100 224V225H99ZM15 225L19 229L18 231L21 230L20 233L15 234ZM36 225H40L39 223ZM49 225V224H48ZM79 225V224H78ZM82 225V224H81ZM95 225V223L93 224ZM36 226V227H37ZM80 226V225H79ZM77 226V227H79ZM92 227V225H89ZM88 226V227H89ZM130 226V225H129ZM63 227V226H61ZM67 227V226H66ZM96 227V226H95ZM105 227V228H106ZM140 227V226H139ZM143 227V226H142ZM33 228V227H32ZM42 228V227H41ZM60 228V227H59ZM64 228V227H63ZM83 228V227H82ZM94 228V227H92ZM133 228L135 230H133ZM26 229V228H25ZM48 229V228H46ZM89 229V230H90ZM96 229V228H95ZM94 229V230H95ZM141 228H139L140 230ZM23 230V231H22ZM87 230V229H86ZM84 230V231H86ZM97 230V229H96ZM142 230V229H141ZM170 230V229H169ZM53 231V230H52ZM63 231V230H62ZM144 231V229L142 230ZM148 231V230H147ZM54 232V231H53ZM73 232V231H72ZM83 233V231L81 230ZM87 232V231H86ZM89 232V231H88ZM160 232V231H158ZM147 233V232H146ZM172 233V232H170ZM17 234H20V236H17ZM23 234V235H22ZM53 234V233H52ZM174 234V233H173ZM22 235V236H21ZM38 236L40 240L37 242V237L33 236ZM63 235V234H62ZM147 236V234H146ZM151 236V235H150ZM15 237V240H16ZM33 237V238H32ZM164 237V236H162ZM172 237V236H171ZM170 237V239H171ZM66 238V237H65ZM165 238V237H164ZM163 238V239H164ZM167 238V237H166ZM126 239V240H125ZM177 239V238H175ZM14 240V238H13ZM14 240V241H15ZM65 240V239H64ZM162 240V239H161ZM174 240V239H173ZM50 241V240H49ZM59 241V240H58ZM92 241V242H94ZM147 241V240H146ZM175 241V240H174ZM51 242V241H50ZM86 242V241H85ZM150 242V241H149ZM156 242V241H155ZM167 242V241H166ZM2 242H0L1 244ZM48 243V244H47ZM77 243V242H76ZM107 243V242H106ZM131 243V244H134ZM168 243V242H167ZM173 243V242H172ZM12 244V243H11ZM16 244V243H15ZM58 244V243H57ZM91 244V243H90ZM132 245L134 248L138 245ZM17 245V244H16ZM53 245V244H51ZM80 245V243H79ZM130 245V244H129ZM128 245V246H129ZM166 245V244H165ZM6 246V245H5ZM58 246V245H57ZM84 246V245H83ZM101 246V245H100ZM27 247V248H28ZM96 247V245H95ZM131 247V246H130ZM141 248V246H138ZM145 247V246H144ZM143 247V248H144ZM4 249V247H2ZM2 248L0 250L2 251ZM13 248V247H12ZM10 248V249H12ZM24 248V247H23ZM26 248V247H25ZM50 248V245H49ZM79 248V247H78ZM99 248V246H98ZM141 248V250L143 249ZM150 248V246H148ZM18 249V248H17ZM21 249V248H20ZM40 249V248H39ZM41 249V250H42ZM53 249V248H52ZM108 249V248H107ZM130 249V248H129ZM133 249V248H132ZM145 249V248H144ZM147 249V247H146ZM145 249V250H146ZM151 249V248H150ZM161 249V248H160ZM5 250H8L5 248ZM25 250V249H24ZM23 250V251H24ZM55 250V248H54ZM134 250V249H133ZM132 250V251H133ZM138 250V248H137ZM149 250V249H148ZM147 250V251H148ZM16 252V248L14 246V250ZM21 251V250H19ZM22 251V252H23ZM31 251V249H30ZM47 251V250H46ZM49 251V250H48ZM113 251V250H112ZM128 251V250H127ZM130 251V250H129ZM144 251V250H143ZM151 251V250H149ZM154 251V250H153ZM153 251L151 253H153ZM158 251V250H157ZM6 252V251H5ZM12 252V251H11ZM18 252V251H17ZM21 252V253H22ZM29 252V250H28ZM27 252V253H28ZM32 252V251H31ZM37 252V251H36ZM35 252V253H36ZM96 252V251H95ZM135 252H137L135 250ZM142 252V251H140ZM139 252V255L141 254ZM145 252V251H144ZM21 253H4L6 256H8V263L10 264H25L23 262V259L21 258ZM26 253V252H25ZM34 253V252H33ZM54 251L52 252L50 250L49 254L47 255L50 257H55L53 254ZM133 253V252H130ZM143 253V252H142ZM162 253V251L160 252ZM3 254V252H2ZM24 254V253H22ZM56 254V253H55ZM76 254V253H75ZM119 254V253H117ZM123 252L121 253L122 257ZM128 255V253H125V255ZM136 254V253H135ZM138 254V253H137ZM144 254V253H143ZM148 254V253H147ZM150 254V252H149ZM148 254V255H149ZM20 255V256H19ZM25 255V254H24ZM27 255V254H26ZM25 255V256H26ZM37 254H35L34 257H36ZM41 255V252L38 254ZM43 255V254H42ZM59 255V254H58ZM98 255V254H97ZM104 255V254H103ZM116 255V253L114 254ZM146 255V254H145ZM162 255V254H161ZM194 255V254H193ZM192 255V256H193ZM29 256V254L27 255ZM26 256V257H27ZM33 256V255H32ZM70 256V255H69ZM131 256V255H130ZM133 256V255H132ZM142 256V255H141ZM79 257V256H78ZM103 257V256H102ZM129 257V256H128ZM140 257V256H139ZM24 258V256H23ZM30 257H27V259ZM38 258V257H37ZM36 258V259H37ZM123 258V257H122ZM144 258V257H143ZM146 258V257H145ZM25 259V258H24ZM49 259V258H48ZM49 259V260H50ZM55 259V258H54ZM117 259V258H116ZM121 259V258H120ZM130 259V258H129ZM127 259V260H129ZM132 259V257H131ZM135 258L133 257V260ZM32 261V259H30ZM29 260V261H30ZM39 260V259H38ZM42 260V259H41ZM43 260L47 263L48 260L46 256L43 257ZM119 260V259H118ZM124 260L125 256H124ZM126 260V261H127ZM139 260V259H138ZM141 260V259H140ZM139 260V261H140ZM158 260V259H157ZM56 261V260H55ZM123 261V259H121ZM137 261V260H136ZM27 263V261H25ZM33 262V261H32ZM38 262V261H37ZM41 262V261H40ZM43 262V261H42ZM45 262L40 263V264H45ZM58 262V261H57ZM104 262V261H103ZM107 262V261H106ZM131 262V261H130ZM31 263V262H30ZM49 263V262H48ZM52 263V262H51ZM50 263V264H51ZM54 263V261H53ZM138 264V262H136ZM141 262H139L140 264ZM143 263V262H142ZM162 263V262H161ZM29 264V263H28ZM32 264H39V263H32ZM64 264V263H63ZM71 264V263H70ZM100 264V263H99ZM106 264V263H104ZM113 264V263H112ZM122 264V263H121ZM128 264V263H127ZM168 264V263H167Z\"/></svg>","mask_w":264,"mask_h":264}]
</instances>
